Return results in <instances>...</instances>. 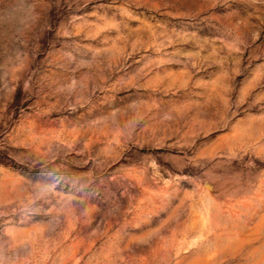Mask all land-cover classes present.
Returning a JSON list of instances; mask_svg holds the SVG:
<instances>
[{
  "label": "rangeland",
  "instance_id": "rangeland-1",
  "mask_svg": "<svg viewBox=\"0 0 264 264\" xmlns=\"http://www.w3.org/2000/svg\"><path fill=\"white\" fill-rule=\"evenodd\" d=\"M0 264H264V0H0Z\"/></svg>",
  "mask_w": 264,
  "mask_h": 264
}]
</instances>
